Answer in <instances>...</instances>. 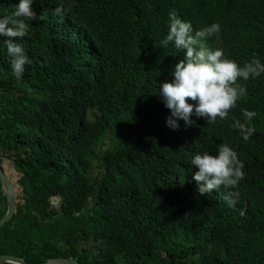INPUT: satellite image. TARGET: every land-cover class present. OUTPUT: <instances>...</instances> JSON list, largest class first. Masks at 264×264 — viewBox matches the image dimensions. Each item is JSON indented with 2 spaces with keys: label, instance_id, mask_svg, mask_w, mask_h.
Segmentation results:
<instances>
[{
  "label": "trees",
  "instance_id": "16d2710c",
  "mask_svg": "<svg viewBox=\"0 0 264 264\" xmlns=\"http://www.w3.org/2000/svg\"><path fill=\"white\" fill-rule=\"evenodd\" d=\"M16 0H0L11 26ZM38 20L17 79L0 37V168L15 195L0 226V256L44 264H264V75L226 120L170 129L156 94L184 51L161 47L168 13L194 31L221 26L238 65L264 62V0H34ZM56 9H60L59 12ZM182 15V17H181ZM235 17L241 18V22ZM255 112L243 141L231 127ZM229 145L244 179L234 203L205 196L194 154ZM6 198L0 184V218Z\"/></svg>",
  "mask_w": 264,
  "mask_h": 264
},
{
  "label": "clouds",
  "instance_id": "9594fccd",
  "mask_svg": "<svg viewBox=\"0 0 264 264\" xmlns=\"http://www.w3.org/2000/svg\"><path fill=\"white\" fill-rule=\"evenodd\" d=\"M33 2L16 0L11 26L7 20H0L5 55L17 79L24 74L25 65L31 64L21 41L28 35L29 24L38 20ZM236 21L241 22V18L237 17ZM167 29L160 46L171 45L177 51L183 50L184 57L172 67L171 80L160 83L155 92L170 113L165 119L166 126L175 130L179 127L178 121H183L185 127L194 125L192 117L202 118L207 124L226 120L237 101L246 95V88L238 80L248 81L264 75V62L253 56L250 61L238 65L225 57L221 47L208 46L210 38L219 42L221 29L218 23L194 31L191 22L182 20L173 11L168 13ZM240 111L242 120L233 119L231 127L246 142L253 135L249 122L255 112ZM189 163L196 169L192 179L200 196L223 190L224 199L235 202L239 196L238 185L245 174L242 161L229 145L219 144L215 155L209 152L194 154Z\"/></svg>",
  "mask_w": 264,
  "mask_h": 264
},
{
  "label": "water",
  "instance_id": "95a60500",
  "mask_svg": "<svg viewBox=\"0 0 264 264\" xmlns=\"http://www.w3.org/2000/svg\"><path fill=\"white\" fill-rule=\"evenodd\" d=\"M0 184L6 198V212L4 216L0 218V226H2L6 222H8L14 214L15 195L8 179L3 174L1 168H0ZM0 264H27V263L23 258H15L12 256L2 255L0 256ZM44 264H78V263L73 258H57V259L49 260Z\"/></svg>",
  "mask_w": 264,
  "mask_h": 264
},
{
  "label": "bare ground",
  "instance_id": "6f19581e",
  "mask_svg": "<svg viewBox=\"0 0 264 264\" xmlns=\"http://www.w3.org/2000/svg\"><path fill=\"white\" fill-rule=\"evenodd\" d=\"M235 18H237V17H235ZM220 29H221V26H220Z\"/></svg>",
  "mask_w": 264,
  "mask_h": 264
}]
</instances>
